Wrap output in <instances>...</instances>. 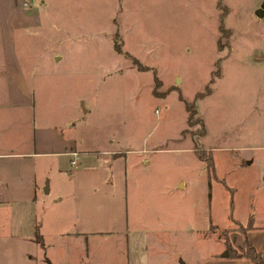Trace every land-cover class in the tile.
I'll use <instances>...</instances> for the list:
<instances>
[{
    "label": "rangeland",
    "instance_id": "rangeland-1",
    "mask_svg": "<svg viewBox=\"0 0 264 264\" xmlns=\"http://www.w3.org/2000/svg\"><path fill=\"white\" fill-rule=\"evenodd\" d=\"M45 3L35 49L41 56L39 64L56 54V67L51 74L48 71L50 76L37 70L39 76L33 78L43 122L77 125L84 120L78 133L87 144L92 139L100 150L111 146L122 152L130 224L143 220L150 226L141 257L130 264H199L201 257L223 245L217 239L223 229L234 225L213 217L209 224L202 212L207 171L194 152L196 142L214 154L217 172L207 181L213 212L220 214L230 199L225 187L221 193L215 190L214 180L219 178L234 185L242 203L251 198L264 203V15L255 12L264 0ZM220 24L227 33L220 31ZM117 29L122 53L115 47ZM132 57L147 69H139ZM186 103H193L204 121L203 134L198 133V123L187 122ZM153 147L158 150L152 151ZM141 158L150 164L142 165ZM235 161L251 164L236 171ZM182 180L188 186L180 189L177 182ZM55 191L52 182L44 195L49 205L38 213L47 233L57 231L56 214L50 209ZM103 201L110 211L96 217L98 224L115 219L110 226L123 232L116 211L122 201L107 196ZM156 213L162 223L171 225L153 228ZM171 230L176 232L172 237ZM199 233H208L211 239L199 238ZM104 237L98 234L96 258L99 264L109 259L117 264L120 248L114 241L107 250ZM58 252L49 251L51 260L46 264H69L68 254ZM135 254L139 252L130 255Z\"/></svg>",
    "mask_w": 264,
    "mask_h": 264
},
{
    "label": "crops",
    "instance_id": "crops-1",
    "mask_svg": "<svg viewBox=\"0 0 264 264\" xmlns=\"http://www.w3.org/2000/svg\"><path fill=\"white\" fill-rule=\"evenodd\" d=\"M45 6V0H0V264H46L51 260L47 253L52 249L58 253L65 251L69 264H99L96 257L100 233L106 236L103 242L107 250L114 241L120 248L115 256L117 264H130L141 257V244L145 243L142 240L147 238L146 229L150 226H144L143 220L130 224L128 174L122 152L111 146L100 150L96 144L93 146L92 139V143L87 144L78 133L84 120L78 121V126L74 121L63 125L59 121L54 124L43 122V111L33 90V78L39 76L41 70L49 75L56 67L53 61L56 54L47 56L44 64H39L41 56L35 49L39 39L36 31L42 23L40 14ZM60 59L58 56L57 60ZM56 81L52 80L53 83ZM81 105L83 108V103ZM109 139V143H113L114 139ZM74 153L78 159L72 166ZM212 158L215 167L214 154ZM140 163L147 166L150 160L141 158ZM244 164L248 166L251 161L233 162L236 171L242 170ZM207 174L202 212L207 214L209 224L213 217L225 225L235 220L245 226L252 217L253 228L247 231V237L264 261V203L252 198L242 203L234 185L227 186L225 182L224 186L221 182L224 178H219L214 180L218 186L215 190L221 193L225 187L226 192H230V199L225 209L216 214L211 208L214 200L208 197ZM52 182L56 191L50 209L56 214L57 231L47 233L38 213L49 205L44 197L45 184L51 190ZM177 183L180 189L188 186L184 180ZM106 196L109 200L122 201L116 211L123 232L110 226L115 219L109 222L107 218L98 224L96 217L110 211L104 208ZM156 214L159 218L153 228L171 225L162 223L161 214ZM59 227L64 229L59 231ZM172 232L176 233L171 230V237ZM201 235L211 239L208 233ZM201 235L198 234L199 238ZM228 239L238 252L244 251L242 235L238 231H231ZM223 251L224 244L219 245L214 254L201 257L199 264H248V260L228 258V254L222 257ZM133 252L139 254L130 255ZM100 264L115 262L109 259Z\"/></svg>",
    "mask_w": 264,
    "mask_h": 264
},
{
    "label": "trees",
    "instance_id": "trees-1",
    "mask_svg": "<svg viewBox=\"0 0 264 264\" xmlns=\"http://www.w3.org/2000/svg\"><path fill=\"white\" fill-rule=\"evenodd\" d=\"M226 7H223V14L226 11ZM220 31L221 32H225L227 33V28H225L224 26H222V24H220ZM116 39H118L116 41L115 47L116 49L122 53V47L121 46V42L119 43L118 41H120V33L118 31V29L116 30ZM127 56V55H126ZM129 58V56H127ZM132 62H134L135 64H137V66L139 67V69L141 70H146L147 67L142 65L140 62H138L134 57H132L131 59ZM218 73V71H216V74ZM207 92H209L208 88H207ZM206 92V93H207ZM205 95V93H202L198 96H203ZM187 106V110H188V117H187V122L189 123V125H194L196 123H198V125H200L199 127V134H203L204 133V126L202 124L201 119L198 116L197 110L195 109V106L193 105V103H186ZM195 154L198 156L199 159L203 160L206 164L207 167V171H208V178H215V167L213 164V158H212V154L211 152L205 150V149H201V145L196 142V149L194 150ZM221 182L223 183L224 186L225 182L223 180H221ZM211 182L208 183V186L210 187ZM209 196V193H208ZM252 223H253V218L250 217L249 220L245 223L244 225H241L240 223H238L235 220H232V226L233 229L230 227V229L228 228H224L223 231L221 233L223 234H219L217 236V239L221 240L222 243L224 244V250L227 251L228 254V258H242L244 260H248V264H264L263 261V257L261 256V253L256 251L255 247L252 245L251 242H249V239L247 237V231L252 227ZM212 231H214V229H212ZM211 231V232H212ZM231 231H238L241 235H242V242L244 243V251L243 252H238L234 246L232 245L231 242H229L228 236L229 234L226 236V234ZM223 235V237H222Z\"/></svg>",
    "mask_w": 264,
    "mask_h": 264
},
{
    "label": "water",
    "instance_id": "water-1",
    "mask_svg": "<svg viewBox=\"0 0 264 264\" xmlns=\"http://www.w3.org/2000/svg\"><path fill=\"white\" fill-rule=\"evenodd\" d=\"M256 14L258 16H263L264 15V4H262L256 11ZM45 191L48 190V187H47V183L45 184ZM222 257H227V252L226 251H223V253L221 254ZM181 264H186L184 262H182Z\"/></svg>",
    "mask_w": 264,
    "mask_h": 264
},
{
    "label": "built area",
    "instance_id": "built-area-1",
    "mask_svg": "<svg viewBox=\"0 0 264 264\" xmlns=\"http://www.w3.org/2000/svg\"><path fill=\"white\" fill-rule=\"evenodd\" d=\"M24 4H25V3H24ZM73 156H74V158H73V160H71V162H70L72 166H74V164H76L77 159H78V156H76V153H74Z\"/></svg>",
    "mask_w": 264,
    "mask_h": 264
}]
</instances>
